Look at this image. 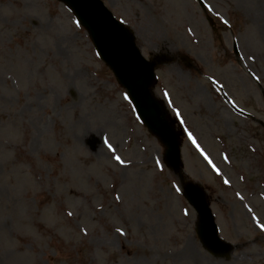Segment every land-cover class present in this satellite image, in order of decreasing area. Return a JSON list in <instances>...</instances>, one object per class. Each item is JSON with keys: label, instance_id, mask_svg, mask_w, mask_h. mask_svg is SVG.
<instances>
[{"label": "rangeland", "instance_id": "obj_1", "mask_svg": "<svg viewBox=\"0 0 264 264\" xmlns=\"http://www.w3.org/2000/svg\"><path fill=\"white\" fill-rule=\"evenodd\" d=\"M102 2L156 63L183 169L65 5L0 0V264H264V0ZM186 181L226 257L198 242Z\"/></svg>", "mask_w": 264, "mask_h": 264}, {"label": "water", "instance_id": "obj_2", "mask_svg": "<svg viewBox=\"0 0 264 264\" xmlns=\"http://www.w3.org/2000/svg\"><path fill=\"white\" fill-rule=\"evenodd\" d=\"M67 5L82 27L87 29L103 61L110 66L119 83L128 91L140 120L149 132L166 147L164 161L174 171H180L178 134L161 103L154 100L151 87L155 79L154 64H149L134 47L131 33L99 0H59ZM183 196L197 213L195 231L205 249L217 255L228 253L230 246L220 241L217 226L209 209L210 200L204 188L194 183L183 186Z\"/></svg>", "mask_w": 264, "mask_h": 264}, {"label": "snow or ice", "instance_id": "obj_3", "mask_svg": "<svg viewBox=\"0 0 264 264\" xmlns=\"http://www.w3.org/2000/svg\"><path fill=\"white\" fill-rule=\"evenodd\" d=\"M189 139H191V136L189 137ZM193 143H195V141H193ZM201 154L203 155V153H201ZM116 159L119 162V157H117ZM205 159H207V157H205ZM209 163H210V161H209ZM225 183L227 184V181H225ZM262 230H264V229H262ZM117 231H119V229ZM120 234L123 235L122 232Z\"/></svg>", "mask_w": 264, "mask_h": 264}]
</instances>
